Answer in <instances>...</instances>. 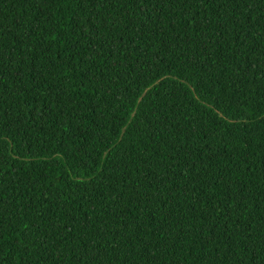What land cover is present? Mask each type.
Returning <instances> with one entry per match:
<instances>
[{"label":"trees","instance_id":"obj_1","mask_svg":"<svg viewBox=\"0 0 264 264\" xmlns=\"http://www.w3.org/2000/svg\"><path fill=\"white\" fill-rule=\"evenodd\" d=\"M0 264H264V0H0Z\"/></svg>","mask_w":264,"mask_h":264}]
</instances>
